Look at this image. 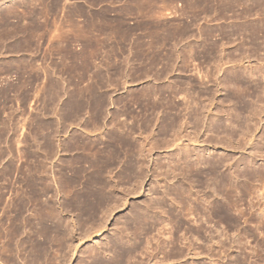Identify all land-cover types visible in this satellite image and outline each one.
Wrapping results in <instances>:
<instances>
[{
  "label": "rangeland",
  "instance_id": "374dc122",
  "mask_svg": "<svg viewBox=\"0 0 264 264\" xmlns=\"http://www.w3.org/2000/svg\"><path fill=\"white\" fill-rule=\"evenodd\" d=\"M0 264H264V0H0Z\"/></svg>",
  "mask_w": 264,
  "mask_h": 264
}]
</instances>
